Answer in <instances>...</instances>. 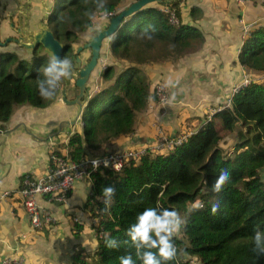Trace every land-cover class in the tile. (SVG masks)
I'll use <instances>...</instances> for the list:
<instances>
[{"label":"trees","instance_id":"trees-1","mask_svg":"<svg viewBox=\"0 0 264 264\" xmlns=\"http://www.w3.org/2000/svg\"><path fill=\"white\" fill-rule=\"evenodd\" d=\"M129 1L136 0H105V10L100 13L95 10V0H59L58 11L47 21L66 46L64 57L75 63L77 48L92 38H88L87 30L92 23L89 13L95 14L96 23L99 16L111 18V13L114 16ZM180 2L159 3L162 6L152 3L120 26L110 45L114 62L102 70L100 80L105 85L91 95L83 112V132L70 136L69 158L79 161L135 133L139 115L154 99L144 67L180 59L202 46L204 35L194 25L183 22ZM202 13L198 6L191 8L194 21ZM148 24L156 28L151 40L141 35ZM33 56L35 62L15 52L0 55L2 127L10 120L15 105L46 107L52 101L42 99L36 88L37 70L50 56L43 53L42 47L33 50ZM239 62L251 75L261 78L251 80L233 96L232 106L214 113L210 121L209 112L206 121L205 116L194 117L199 126L182 145L165 153L145 154L119 172L100 168L92 175L84 208L93 220L98 248L93 254L78 251L73 255L74 264H120L119 257L128 254L135 259V248L126 230L139 212L155 206L157 201L161 207L177 210L185 221L174 238L177 256L167 264H193L182 254L193 256L201 264H264V255L253 251L251 241L257 227L264 229V26H256L247 36ZM240 121L246 129L238 130L236 150L227 153L220 146L222 132L232 131ZM224 167L230 169V181L222 192H213L211 186ZM108 185L116 191L105 205L100 196ZM216 201L220 206L212 212ZM196 204L202 207H193ZM74 228L78 235L84 227L76 222ZM106 234L117 239V248L106 247Z\"/></svg>","mask_w":264,"mask_h":264},{"label":"crops","instance_id":"crops-1","mask_svg":"<svg viewBox=\"0 0 264 264\" xmlns=\"http://www.w3.org/2000/svg\"><path fill=\"white\" fill-rule=\"evenodd\" d=\"M54 4L55 0H0L1 41L4 43L6 38L15 35L11 23H15L16 27L26 25L34 31L39 30L43 21L48 26L47 19ZM153 5L162 6L158 2ZM180 6L183 22L194 25L203 33L202 46L180 59L144 67L153 91L159 81L167 82L170 102L163 105L153 99L147 110L139 115L135 133L117 139L94 155L148 145L156 139L157 125H161L170 137H176L184 129L189 131L194 125L198 128L194 117L202 118L214 106L223 105L233 86L250 79L251 73L239 62V54L247 38L240 20L255 22L257 27L264 26V0H181ZM193 6L203 11L196 21L191 18ZM109 21L110 18L99 16L95 23L97 30L91 31L88 38L104 29ZM110 45L111 41H104L102 60L88 83L90 93L96 91L101 81V63L109 65L114 62ZM40 47L45 55L51 57L43 46ZM6 52L33 59V51L15 43L0 45V55ZM90 56V50L83 53L84 64ZM73 76L68 78L69 82ZM74 82L75 79L68 89L69 99L75 98L79 92ZM61 85L48 106L15 105L10 120L3 125L4 133L0 136V193L5 190L13 193L0 204V264L7 257L20 254L25 257L24 264H74L75 253L93 254L98 248L93 220L84 208L92 180L78 182L63 200L48 196L40 198L41 207L55 218L51 228L45 230L33 229L19 194L28 176L45 175L51 167L53 152L57 150L67 154L70 136L74 132H83L85 122L81 117L69 128L64 126L60 129L63 123L75 120L80 110L77 105H67L63 101ZM76 222L84 227L78 235L74 228Z\"/></svg>","mask_w":264,"mask_h":264},{"label":"built area","instance_id":"built-area-1","mask_svg":"<svg viewBox=\"0 0 264 264\" xmlns=\"http://www.w3.org/2000/svg\"><path fill=\"white\" fill-rule=\"evenodd\" d=\"M241 2L249 0H239ZM110 15L113 16L111 13ZM172 21L177 22L174 14ZM243 24L244 36H248L253 28L256 27L255 22H249L245 19L240 20ZM101 62V61H100ZM102 70L106 68V64L101 63ZM250 83L248 78L233 86L230 96L221 106H214L210 110L208 117L220 111L223 108H229L233 103V96ZM98 86V89L104 87ZM97 89V90H98ZM154 99L158 104H168L171 99L170 87L164 80L159 81L154 87ZM156 139L148 145L140 147H130L117 152H106L100 155L88 154L81 160L76 161L68 157V154L60 151H54L51 155V167L45 175L40 177L28 176L24 185L19 191L30 222L35 230H44L50 228L55 218L48 211H45L40 205L41 197H51L57 200H63L80 181L92 180V175L100 168H111L115 171H121L131 160H139L145 154L150 152L165 153L182 145L192 134L193 131H182L176 137H170L163 127L157 125L155 128ZM4 133L2 124L0 123V136ZM99 160V167L93 169L92 161ZM108 162V167L104 166V161ZM118 165V167H116ZM13 191L5 190L0 193V204L12 196ZM25 257L23 254L7 257L2 264H24Z\"/></svg>","mask_w":264,"mask_h":264},{"label":"clouds","instance_id":"clouds-1","mask_svg":"<svg viewBox=\"0 0 264 264\" xmlns=\"http://www.w3.org/2000/svg\"><path fill=\"white\" fill-rule=\"evenodd\" d=\"M95 10L102 13L105 10V0H95ZM95 19V14L89 13V20L92 23L87 25V30L90 32L97 30ZM155 30L154 25L148 24L142 29L141 35L146 40H151L152 33ZM37 71L36 88L38 95L44 100H52L60 83L73 75V63L67 57L52 55L48 62ZM99 164V160H93V169L99 167ZM104 166L108 167L106 160L104 161ZM230 178V169L228 167L222 168L211 186L212 191L222 192ZM115 191V187L111 185L102 188L100 198L105 205L111 202ZM219 206V201L214 202L212 204V212H216ZM193 207L199 208L202 205L196 204ZM184 223L185 221L177 210L161 207L159 201H157L155 206L145 207L137 214L135 222L126 230V234L135 248V259L131 254L124 255L119 257L120 264H137V261L140 264H167V262L173 261L178 251L174 238L181 232ZM251 241L253 251L258 255H264V229L257 227L251 236ZM104 243L110 249L119 246L117 239L107 234L104 237Z\"/></svg>","mask_w":264,"mask_h":264},{"label":"water","instance_id":"water-1","mask_svg":"<svg viewBox=\"0 0 264 264\" xmlns=\"http://www.w3.org/2000/svg\"><path fill=\"white\" fill-rule=\"evenodd\" d=\"M174 0H136L130 3L127 7L120 10L117 14L110 18L108 25L99 31L95 36H93L88 42L80 45L77 48L75 61L77 62L78 69L74 71L78 75L75 79L74 86L78 88V94L73 99L68 98V91L66 87L63 90V101L67 105H77L79 107V112L77 118L73 121H67L60 126L69 128L71 124H75L78 118H84L83 109L88 105V101L91 98L89 95L88 83L91 79L93 72L96 70V67L99 65V62L102 60V49L104 41H112L116 32L123 24V22L135 13L141 11L142 9L150 6L152 3L158 2L163 4H170ZM54 11H51L52 14ZM48 14V15H50ZM15 35L6 38V41L3 43L0 39V45L7 46L9 43H15L20 47H23L28 50H35L40 46H43L50 54L56 55L59 57H64L66 46L59 40L52 29L41 22L39 24V30L34 31L28 26L16 27L15 23H11ZM114 34V35H113ZM85 50L91 51V56L89 61L86 64L83 63L81 54ZM34 59V58H33ZM32 59V60H33Z\"/></svg>","mask_w":264,"mask_h":264},{"label":"rangeland","instance_id":"rangeland-1","mask_svg":"<svg viewBox=\"0 0 264 264\" xmlns=\"http://www.w3.org/2000/svg\"><path fill=\"white\" fill-rule=\"evenodd\" d=\"M58 6H59V0H55V4H54V9H53V11H54V13H55V10H57L58 11ZM105 16V15H104ZM197 51V50H196ZM196 51H194V52H196ZM193 53V52H192ZM83 54V53H82ZM152 64H154V63H152ZM73 74H74V76L70 79V81L71 82H69V79H66V80H63V83L61 82L60 84H62L61 86H63L62 87V89L64 90V87H66V90L68 91V89H69V86H73V80L74 79H76V76H78V75H76V73L75 72H73ZM256 78H261V76H259L258 75V77H257V75H251L250 76V81L251 80H254V79H256ZM68 82H69V84H68ZM102 81H100L99 83H98V86H102ZM103 85H105V84H103ZM74 88V87H73ZM62 94H63V92H62ZM205 116V115H204ZM203 116V117H204ZM206 119H207V117L205 116V118H204V120L206 121ZM212 119V116H211V118L209 119V121ZM194 128V129H193ZM234 129L232 130V131H223L222 132V140H221V142H220V146L224 149V151L225 152H229V153H231V152H234L235 150H236V145H237V143L239 142V140H238V130L239 129H246V128H243V126H242V122L240 121V122H238L237 123V125H235L234 127H233ZM191 130H195L196 129V125H194V126H192V128H190ZM190 129H188L189 131H191ZM182 131H186V129H184V130H182ZM182 131H180V132H182ZM180 132H178L177 134H179ZM211 136V135H210ZM209 138V136H206V139H208ZM261 175H262V179H263V181H264V169H262L261 170ZM202 205V204H201ZM179 235V234H178ZM182 257H184V258H186V259H190L191 260V262L193 263V264H201L196 258H193V256H191V255H188V254H182Z\"/></svg>","mask_w":264,"mask_h":264},{"label":"flooded vegetation","instance_id":"flooded-vegetation-1","mask_svg":"<svg viewBox=\"0 0 264 264\" xmlns=\"http://www.w3.org/2000/svg\"><path fill=\"white\" fill-rule=\"evenodd\" d=\"M33 58H34L33 61L35 62L36 58H35L34 56H33ZM72 63H73V70L76 71V70L78 69V66H77V64L74 63V62H72ZM74 71H73V72H74ZM73 75H74V74H73ZM62 83H63V81H62ZM68 84H69V82H68ZM97 89H98V86H97ZM97 89H96V91H97ZM96 91H95V92H96ZM92 94H93V93H90V89H89V95H92Z\"/></svg>","mask_w":264,"mask_h":264}]
</instances>
